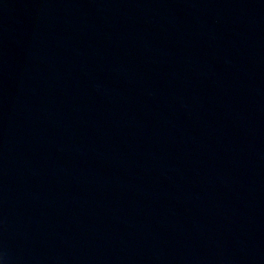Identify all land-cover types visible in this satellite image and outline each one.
I'll use <instances>...</instances> for the list:
<instances>
[{"label":"water","instance_id":"1","mask_svg":"<svg viewBox=\"0 0 264 264\" xmlns=\"http://www.w3.org/2000/svg\"><path fill=\"white\" fill-rule=\"evenodd\" d=\"M0 264H264V0H0Z\"/></svg>","mask_w":264,"mask_h":264}]
</instances>
